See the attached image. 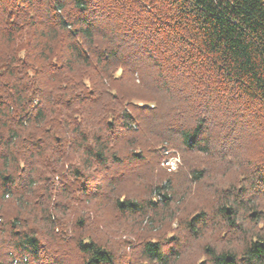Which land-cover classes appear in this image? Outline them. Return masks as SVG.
I'll list each match as a JSON object with an SVG mask.
<instances>
[{"label":"clouds","instance_id":"obj_1","mask_svg":"<svg viewBox=\"0 0 264 264\" xmlns=\"http://www.w3.org/2000/svg\"><path fill=\"white\" fill-rule=\"evenodd\" d=\"M156 3L0 0V264H264V0L244 91Z\"/></svg>","mask_w":264,"mask_h":264},{"label":"trees","instance_id":"obj_2","mask_svg":"<svg viewBox=\"0 0 264 264\" xmlns=\"http://www.w3.org/2000/svg\"><path fill=\"white\" fill-rule=\"evenodd\" d=\"M252 3L253 0H237L239 6L234 8L226 0H157L155 24L161 26L162 34L178 36L193 57L211 60L222 74H227L230 86L244 91L242 84L255 85V81L243 75L250 67L247 58L252 45L244 38L237 21L241 16L245 17L244 23L253 21L255 12L245 16ZM260 23L264 24V17ZM258 31L264 32V28ZM235 80H241L242 84H234ZM194 141V137L190 138L189 144ZM254 255L264 256V247H257ZM224 264L233 261L227 258Z\"/></svg>","mask_w":264,"mask_h":264}]
</instances>
